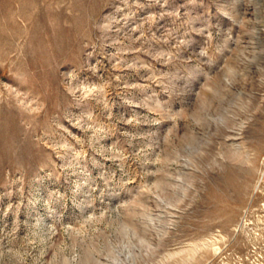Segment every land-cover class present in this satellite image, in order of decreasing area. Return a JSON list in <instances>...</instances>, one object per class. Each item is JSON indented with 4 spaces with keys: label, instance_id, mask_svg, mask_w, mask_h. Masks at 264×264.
<instances>
[{
    "label": "rangeland",
    "instance_id": "rangeland-1",
    "mask_svg": "<svg viewBox=\"0 0 264 264\" xmlns=\"http://www.w3.org/2000/svg\"><path fill=\"white\" fill-rule=\"evenodd\" d=\"M116 249L264 264V0H0V264Z\"/></svg>",
    "mask_w": 264,
    "mask_h": 264
},
{
    "label": "bare ground",
    "instance_id": "bare-ground-1",
    "mask_svg": "<svg viewBox=\"0 0 264 264\" xmlns=\"http://www.w3.org/2000/svg\"><path fill=\"white\" fill-rule=\"evenodd\" d=\"M122 231L125 232L124 234H126L128 232V227H127V224H123L122 225ZM131 246V245H130ZM114 247V246H112ZM127 247V246H126ZM115 248V247H114ZM121 248V247H120ZM127 249V248H126ZM122 250V249H121ZM124 250V249H123ZM125 251V250H124ZM123 252V251H122ZM125 252H128L127 250ZM126 254V253H125ZM112 256V257H111ZM131 256H132V252L131 250H129L128 252V255L126 256V258L123 259V256L120 252V250L116 249V250H113L112 254L110 255V257L112 258L111 261L112 263L111 264H123L124 263V260H129L131 259ZM96 264H108V263H104V262H97Z\"/></svg>",
    "mask_w": 264,
    "mask_h": 264
}]
</instances>
